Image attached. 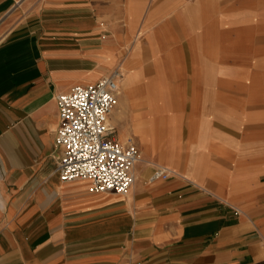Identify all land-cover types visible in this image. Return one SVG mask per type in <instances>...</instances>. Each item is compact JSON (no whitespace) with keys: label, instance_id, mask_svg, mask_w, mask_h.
<instances>
[{"label":"crops","instance_id":"crops-1","mask_svg":"<svg viewBox=\"0 0 264 264\" xmlns=\"http://www.w3.org/2000/svg\"><path fill=\"white\" fill-rule=\"evenodd\" d=\"M163 1L0 0V264H264V151L248 134L186 124L176 149L175 119H119L115 138L135 133L142 151L130 191L59 180L57 96L124 59L163 62L166 52L128 49ZM157 166L173 176L151 181Z\"/></svg>","mask_w":264,"mask_h":264},{"label":"rangeland","instance_id":"rangeland-1","mask_svg":"<svg viewBox=\"0 0 264 264\" xmlns=\"http://www.w3.org/2000/svg\"><path fill=\"white\" fill-rule=\"evenodd\" d=\"M155 4L150 2L148 8L153 14L148 23L152 33H137L140 26L131 25L135 34L128 49L151 48L168 57L162 62L146 56L138 62L140 57L133 67L126 66L128 58L116 68L123 78L109 125L120 119L121 126H127L130 117L137 129L141 118L166 116L180 128L173 135L176 149L187 124L196 131L248 134L249 146L264 151V133H260L264 130V0H185L183 5L169 0L157 3V8ZM151 97L156 101L148 104ZM145 124L148 134L166 136L159 122ZM135 135L131 138L141 151Z\"/></svg>","mask_w":264,"mask_h":264},{"label":"built area","instance_id":"built-area-1","mask_svg":"<svg viewBox=\"0 0 264 264\" xmlns=\"http://www.w3.org/2000/svg\"><path fill=\"white\" fill-rule=\"evenodd\" d=\"M123 74L120 69L94 84L75 86L57 96L60 125L55 143L62 154L57 174L63 183L88 181L96 193L127 194L140 160L132 140L115 138L108 119L116 107ZM172 172L157 166L151 181L168 180Z\"/></svg>","mask_w":264,"mask_h":264},{"label":"bare ground","instance_id":"bare-ground-1","mask_svg":"<svg viewBox=\"0 0 264 264\" xmlns=\"http://www.w3.org/2000/svg\"><path fill=\"white\" fill-rule=\"evenodd\" d=\"M134 46H135V45H134ZM139 48H141V47L138 46L136 49H137V50H140ZM117 100H118V99H117ZM116 105H117V104H116ZM114 110H115V109H114ZM114 110H113V112H114ZM113 112H112V114H113ZM112 114H111V115H112ZM111 115H110V117H111ZM113 116H114V115H113ZM110 117H109V118H110ZM108 123H109V119H108ZM128 139H130V140H132V141L134 142L133 138H129V137H128V138H127V137L123 138L121 142H126ZM164 141H165V140H164ZM165 143H166V142H165ZM157 144H160V142H157ZM140 161H141V160H139V162H140ZM135 180H136V178H135Z\"/></svg>","mask_w":264,"mask_h":264}]
</instances>
